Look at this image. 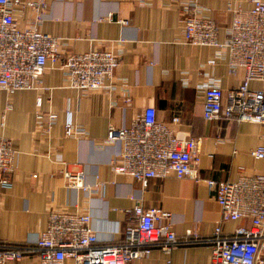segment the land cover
<instances>
[{
	"label": "crops",
	"instance_id": "crops-1",
	"mask_svg": "<svg viewBox=\"0 0 264 264\" xmlns=\"http://www.w3.org/2000/svg\"><path fill=\"white\" fill-rule=\"evenodd\" d=\"M231 1L26 0L38 4L39 12L43 10L41 30L60 38L63 48L59 63L46 71L39 90L20 91L10 98L0 90V135L10 139L18 153L13 188L1 194L0 236L5 243L24 247L35 242L47 228L50 211L58 210L90 214L100 245H117L123 242L126 228L133 223V209L140 202L145 209L168 212L178 233L190 230L198 240L182 244L170 255L154 247L149 257L132 264H168L169 260L172 264H211L213 232L221 211L216 188L208 181L264 176V159L252 156L258 146H264V125L204 120L200 88L215 83L226 95L243 83L245 72L231 75L227 63L216 59V48L183 44V10L191 2L205 9L219 27L223 43L232 23V14L225 11ZM233 5L246 11L252 8L249 0ZM36 14L35 7L18 10L16 21L26 27ZM113 46L123 52L115 71L114 93H85L66 86L61 66L70 55ZM251 88L264 85L252 83ZM39 98L41 109L36 106ZM147 108H154L157 120L179 136L201 140L200 162L194 166L198 180L153 179L145 187L112 172L120 146L105 143L110 127L131 126ZM39 111L58 116L50 134L37 126ZM176 116L178 125L173 124ZM69 123L83 128L87 137L67 138ZM64 172L84 174L89 185L99 174L107 186L103 194L89 198L67 188ZM235 227V223H225L224 234L230 236ZM35 258L30 253L23 261L8 264H33Z\"/></svg>",
	"mask_w": 264,
	"mask_h": 264
},
{
	"label": "built area",
	"instance_id": "built-area-1",
	"mask_svg": "<svg viewBox=\"0 0 264 264\" xmlns=\"http://www.w3.org/2000/svg\"><path fill=\"white\" fill-rule=\"evenodd\" d=\"M249 1L252 8L247 11L239 5L234 7L237 0L226 5L225 11L232 14V23L223 43L219 41V27L205 9L196 2L184 7L181 42L216 48V59L227 63L231 75L239 70L245 72L243 83L226 95L215 83L200 88L206 122L223 120L264 125V88H251L252 83L264 85V0ZM27 7H35L37 14L29 25L21 28L16 12ZM38 9V4L26 0H0V90L8 98L20 91L39 90L46 71L60 61L62 40L41 30L45 15ZM122 57V50L114 46L106 51L70 55L61 66L66 86L85 93H114L117 89L115 71ZM123 95L129 104L127 91ZM36 106L41 109L40 98ZM36 119L38 128L50 134L58 116L39 111ZM179 123L180 118L176 116L173 124ZM65 136L82 139L87 137V132L69 123ZM105 143L120 146L111 163L112 172L132 178L145 187L153 179L198 180L194 166L200 162L201 140L179 136L157 120L154 108H147L129 127H110ZM252 156L263 160L264 146H258ZM17 157L12 141L0 135V202L2 191L13 188L12 174ZM63 176L68 189L81 191L89 198L100 196L107 186L99 174L92 185L85 182L82 173L64 172ZM208 185L216 188V202L221 211L220 222L213 232L211 264H264V176H241L235 182L208 181ZM171 219L168 212L145 209L138 202L133 209V223L123 234V242L102 246L90 214L51 210L47 228L35 242L24 247L11 246L0 236V264L21 262L30 253L36 255L33 264H68L70 261L74 264H132L149 257L154 247L170 255L182 244L198 240L190 230L178 233ZM225 223L236 224L230 236L224 234ZM168 264H172L171 260Z\"/></svg>",
	"mask_w": 264,
	"mask_h": 264
}]
</instances>
